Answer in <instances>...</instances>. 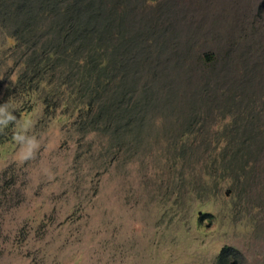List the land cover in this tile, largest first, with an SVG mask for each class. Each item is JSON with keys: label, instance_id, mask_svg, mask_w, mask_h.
<instances>
[{"label": "rangeland", "instance_id": "obj_1", "mask_svg": "<svg viewBox=\"0 0 264 264\" xmlns=\"http://www.w3.org/2000/svg\"><path fill=\"white\" fill-rule=\"evenodd\" d=\"M15 1L0 0L4 89L29 51ZM62 1L108 28L118 100L82 126L43 88L0 99L42 144L21 162L0 133V264H217L224 248L264 264V0Z\"/></svg>", "mask_w": 264, "mask_h": 264}, {"label": "trees", "instance_id": "obj_2", "mask_svg": "<svg viewBox=\"0 0 264 264\" xmlns=\"http://www.w3.org/2000/svg\"><path fill=\"white\" fill-rule=\"evenodd\" d=\"M14 3L19 5L17 11L24 16L22 21L26 27L20 34V43H24L29 51L21 57L19 66L23 69L17 73L16 81L9 83L6 89L0 86V99L7 100L17 93L36 94L37 89L43 88L47 93L44 100L47 103L53 101L49 107L54 108V103L62 102L67 111L78 113V122L82 126L87 121L85 118L96 121L105 118L107 101L118 100L116 87L110 85L107 74H111L104 59L108 58L109 51L108 28L104 31L87 29L84 27L86 22L79 19L72 8H63L62 0H17ZM49 18L53 19L52 23L43 27L42 20ZM64 18L72 21L68 27L62 25ZM112 24L106 19L105 26ZM47 112L51 116V112ZM123 115L120 111L117 120ZM131 124L132 121L128 126ZM89 146L85 154L79 151V158L95 152L94 144ZM105 148L112 149L113 146L108 144ZM230 260L228 248H224L217 264H231Z\"/></svg>", "mask_w": 264, "mask_h": 264}, {"label": "clouds", "instance_id": "obj_3", "mask_svg": "<svg viewBox=\"0 0 264 264\" xmlns=\"http://www.w3.org/2000/svg\"><path fill=\"white\" fill-rule=\"evenodd\" d=\"M15 109L6 102L0 105V133L11 126L12 140L17 145V156L21 162L34 160L42 148L41 139L33 134V123L15 114Z\"/></svg>", "mask_w": 264, "mask_h": 264}]
</instances>
